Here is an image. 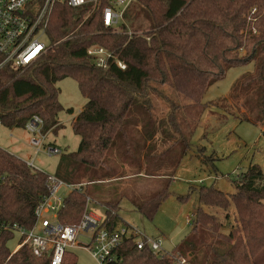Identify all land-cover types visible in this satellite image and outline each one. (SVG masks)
<instances>
[{
    "label": "trees",
    "instance_id": "obj_1",
    "mask_svg": "<svg viewBox=\"0 0 264 264\" xmlns=\"http://www.w3.org/2000/svg\"><path fill=\"white\" fill-rule=\"evenodd\" d=\"M108 4L57 3L45 27L49 47L43 55L24 70L8 64L0 68V121L6 127H24L37 115L42 133L56 131L63 109L56 83L64 77L75 79L86 99L70 119L79 136L77 149L62 153L55 171L72 185L57 212L62 224H77L87 196L102 201L103 180L126 176L125 165L130 174L140 172L142 160L145 172L155 175L159 185L133 204L152 220L168 196L171 177L166 170H174L187 153L196 127L181 118L182 105L168 91L185 98L188 106L200 104L207 88L229 67L252 62L251 73L237 81L245 86L234 95L235 83L230 96L255 113L264 127V0H131L119 28L102 23ZM140 16L147 19V27L136 22ZM93 45L112 54L105 67L87 54ZM152 95L165 101L161 117ZM46 174L0 146V264H49L48 257L34 255L28 244L10 250L7 241L13 231L4 226L33 225L34 208L47 195ZM233 185V193L213 184L199 187L193 226L171 248L188 264H264V174L250 164ZM115 199L105 201L101 226L107 229L125 223H120ZM203 206L233 207L237 225L221 233V224ZM213 234L226 246H216ZM114 252L116 259L104 264L172 263V257H160L147 245L137 248L132 236L124 237ZM60 264H76L75 254L66 251Z\"/></svg>",
    "mask_w": 264,
    "mask_h": 264
},
{
    "label": "rangeland",
    "instance_id": "obj_2",
    "mask_svg": "<svg viewBox=\"0 0 264 264\" xmlns=\"http://www.w3.org/2000/svg\"><path fill=\"white\" fill-rule=\"evenodd\" d=\"M136 22L144 28L149 24L142 16L138 17ZM252 70V62L229 67L222 78L207 88L201 103L197 105L188 106L185 98L168 91L182 105L181 118L186 123L195 124L196 127L191 134V145L187 153L174 170L171 171L170 167L166 170L171 177L168 196L161 202L152 220L139 213L133 204L135 200H141L144 195L153 192L159 185L155 175L145 172L144 160L138 173L130 174L131 170L125 165L128 173L126 176L118 180H103L100 189L102 201L94 199L89 203L90 210L102 219L105 201L113 199L116 195L120 223L125 222L124 224L136 227L142 234L160 240L163 249L171 250L193 226L199 203L198 189L201 185L213 184L224 193H233L235 191L233 180L250 164H257L264 174V127L255 113L240 107L241 103L237 104L234 100V95H238L240 89L245 86H241L238 79ZM235 83L238 84L234 95L230 96ZM56 85L59 88L58 101L63 107L57 114L61 126L56 131L45 133L39 150L30 144L27 145L32 136L38 137L37 132L32 134L24 131L22 127L9 128L0 124L1 147L16 152L32 166L54 175L60 155L77 149L79 136L73 133L70 119L86 100L72 77L62 78ZM239 98L241 101L244 99L240 96ZM152 100L158 117L163 116L167 110L165 101L155 95H152ZM67 108H71L72 113H69ZM198 110L200 113L196 121L195 113ZM48 143L55 144L60 151L47 154ZM55 176L58 177L57 174ZM68 191L69 188L64 182L57 196L62 199ZM203 209L215 216L221 224L219 228L221 233L226 234L237 225L233 207L224 210L217 206H203ZM18 241V233L13 232L7 241L8 248L14 249ZM211 241L219 248L226 246V243L217 242L215 234L212 235ZM76 242L77 244L70 249L76 256V264H99L88 250L80 246V243H89L87 236L80 234Z\"/></svg>",
    "mask_w": 264,
    "mask_h": 264
},
{
    "label": "built area",
    "instance_id": "obj_3",
    "mask_svg": "<svg viewBox=\"0 0 264 264\" xmlns=\"http://www.w3.org/2000/svg\"><path fill=\"white\" fill-rule=\"evenodd\" d=\"M130 1L109 0V4L102 9L103 25L119 28L124 23L123 12ZM96 2L97 0H0V68L8 64L15 69L24 70L43 55L49 47L45 27L57 3L77 7L88 3L95 5ZM87 54L91 56L92 62L100 67H105L107 59L112 57L109 51L98 45L90 46ZM116 63L124 68L120 60L116 59ZM23 128L29 133L39 134L38 137L32 136L28 140L31 146L39 150L45 136V133L40 131L39 116L32 115ZM59 151L58 147L47 145V154ZM45 185L47 195L35 206V218L30 228L16 223L4 225L19 235L18 244L13 251L23 244H28L34 255L48 257L49 264H60L64 253L77 244V238L82 234L88 237L89 243H80V246L88 250L99 264H104L116 259L114 249L124 237L132 236L137 248L147 245L160 257H172L171 264H188L186 257L178 252L163 249L160 240L142 234L139 229L128 223L114 229L101 226L103 218L100 219L89 208V203L92 202L90 197H86L84 212L77 224L60 223L57 212L63 198L58 197L57 192L64 182L54 174L47 173ZM66 186L69 189L72 187L68 184Z\"/></svg>",
    "mask_w": 264,
    "mask_h": 264
},
{
    "label": "crops",
    "instance_id": "obj_4",
    "mask_svg": "<svg viewBox=\"0 0 264 264\" xmlns=\"http://www.w3.org/2000/svg\"><path fill=\"white\" fill-rule=\"evenodd\" d=\"M22 129L24 130V131H26L23 127H22ZM13 135V133H12V131H11V133H10V136H12ZM29 143L27 142V145H28ZM48 144H51V145H54L55 146V144H53V143H48ZM4 148V147H3ZM6 149V148H5ZM7 150V149H6ZM8 151H10V150H8ZM10 152H12V153H14V154H16L17 156H19V157H21L22 159H24L21 155H19V154H17L16 152H13V151H10ZM28 162V161H27ZM92 211V210H91Z\"/></svg>",
    "mask_w": 264,
    "mask_h": 264
}]
</instances>
